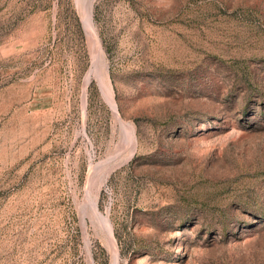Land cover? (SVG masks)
I'll use <instances>...</instances> for the list:
<instances>
[{
  "label": "rangeland",
  "instance_id": "1",
  "mask_svg": "<svg viewBox=\"0 0 264 264\" xmlns=\"http://www.w3.org/2000/svg\"><path fill=\"white\" fill-rule=\"evenodd\" d=\"M114 248L264 264V0H0V264Z\"/></svg>",
  "mask_w": 264,
  "mask_h": 264
},
{
  "label": "bare ground",
  "instance_id": "2",
  "mask_svg": "<svg viewBox=\"0 0 264 264\" xmlns=\"http://www.w3.org/2000/svg\"><path fill=\"white\" fill-rule=\"evenodd\" d=\"M93 34V33H92ZM94 48V47H93ZM101 57V56H100ZM111 91V90H110ZM111 93V92H110ZM114 108V107H113ZM91 212H92V215H93V217L95 218V220H98V222L99 223H101L107 230H108V225H107V221H106V219L105 218H103V217H101V215L99 214V213H97V211L95 210V208L93 209L92 208V210H91ZM105 229V230H106ZM107 233V232H106ZM108 234H109V238H110V242L112 243V245L114 244L113 243V240H112V237H111V235H110V232H108ZM107 234V235H108ZM111 245V244H110ZM112 247V246H111ZM113 251V262H112V264H117V252H116V250H115V248L112 250Z\"/></svg>",
  "mask_w": 264,
  "mask_h": 264
}]
</instances>
